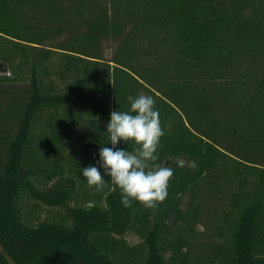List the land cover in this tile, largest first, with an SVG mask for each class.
I'll list each match as a JSON object with an SVG mask.
<instances>
[{"label":"trees","instance_id":"1","mask_svg":"<svg viewBox=\"0 0 264 264\" xmlns=\"http://www.w3.org/2000/svg\"><path fill=\"white\" fill-rule=\"evenodd\" d=\"M141 94L174 170L154 212L97 163ZM199 225L206 264H264V0H0V264H188Z\"/></svg>","mask_w":264,"mask_h":264},{"label":"clouds","instance_id":"2","mask_svg":"<svg viewBox=\"0 0 264 264\" xmlns=\"http://www.w3.org/2000/svg\"><path fill=\"white\" fill-rule=\"evenodd\" d=\"M128 102L129 111L110 113L107 134L112 147L101 146L97 163L104 169V175L120 188L124 207L129 208L137 201L154 212L166 200L174 176L171 167L154 163L159 158L157 150L165 131L152 96H129ZM121 141H132L136 147L132 151L118 148ZM82 175L88 186L97 191L106 186L104 176L95 166L83 168Z\"/></svg>","mask_w":264,"mask_h":264},{"label":"rangeland","instance_id":"3","mask_svg":"<svg viewBox=\"0 0 264 264\" xmlns=\"http://www.w3.org/2000/svg\"><path fill=\"white\" fill-rule=\"evenodd\" d=\"M111 52L112 50H107L106 57H110ZM219 208H221V205H219ZM39 213L41 218H45L49 214L45 208L40 209ZM195 229L196 230L191 235L193 238L191 241L190 250L188 251L191 254L188 264H206V260L208 257H211L213 250L215 249V243L223 242L225 239L215 235L213 229H205L200 225L195 227ZM211 234H213V238H211ZM127 238L130 243H137L141 240L140 237L134 234L128 235ZM176 264H180V262L178 261Z\"/></svg>","mask_w":264,"mask_h":264}]
</instances>
